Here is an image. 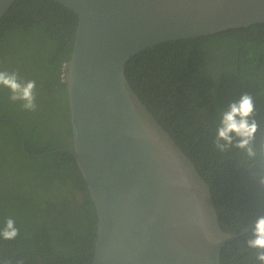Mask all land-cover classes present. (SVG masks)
Here are the masks:
<instances>
[{"label": "trees", "instance_id": "1", "mask_svg": "<svg viewBox=\"0 0 264 264\" xmlns=\"http://www.w3.org/2000/svg\"><path fill=\"white\" fill-rule=\"evenodd\" d=\"M76 23L53 0H16L0 18V71L36 84L35 111L0 86V230L9 218L19 229L13 240L0 237V264L92 263L97 218L75 159L21 150V136L30 154L72 148L62 67ZM123 75L209 187L220 229L249 228L264 213L249 172L259 164L243 150L218 151L214 140L220 110L248 93L261 127L255 147L264 144V23L156 45L131 57ZM250 231L223 245L219 264H260L245 243Z\"/></svg>", "mask_w": 264, "mask_h": 264}, {"label": "water", "instance_id": "2", "mask_svg": "<svg viewBox=\"0 0 264 264\" xmlns=\"http://www.w3.org/2000/svg\"><path fill=\"white\" fill-rule=\"evenodd\" d=\"M16 0H0V18ZM77 17L63 64L72 156L97 218L91 264H219L209 187L123 75L156 45L264 23V0H53ZM19 128V127H18Z\"/></svg>", "mask_w": 264, "mask_h": 264}, {"label": "clouds", "instance_id": "3", "mask_svg": "<svg viewBox=\"0 0 264 264\" xmlns=\"http://www.w3.org/2000/svg\"><path fill=\"white\" fill-rule=\"evenodd\" d=\"M0 86L10 90L12 102H23L22 107L28 111L36 110L35 81L22 82L16 72L0 71ZM261 131L256 119L253 96L242 94L238 101L232 102L219 112V121L215 129L214 144L218 151L227 152L233 148L243 150L254 164H259V171L250 172L253 181L264 191V144L255 147L256 134ZM259 160L257 161V157ZM250 234L245 243L256 250V260L264 264V213L258 215L250 225ZM19 234L15 221L7 219L5 227L0 230V237L13 240ZM18 264H23L19 261Z\"/></svg>", "mask_w": 264, "mask_h": 264}]
</instances>
